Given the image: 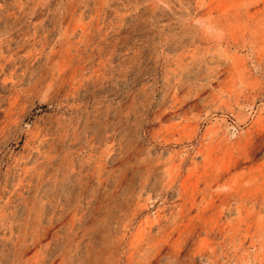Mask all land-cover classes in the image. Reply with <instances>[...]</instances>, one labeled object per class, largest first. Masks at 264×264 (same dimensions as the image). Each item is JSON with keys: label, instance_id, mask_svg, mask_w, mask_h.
I'll return each mask as SVG.
<instances>
[{"label": "rangeland", "instance_id": "obj_1", "mask_svg": "<svg viewBox=\"0 0 264 264\" xmlns=\"http://www.w3.org/2000/svg\"><path fill=\"white\" fill-rule=\"evenodd\" d=\"M0 264H264V0H0Z\"/></svg>", "mask_w": 264, "mask_h": 264}]
</instances>
